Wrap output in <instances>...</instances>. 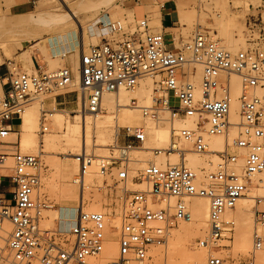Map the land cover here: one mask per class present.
<instances>
[{
  "label": "built area",
  "instance_id": "obj_1",
  "mask_svg": "<svg viewBox=\"0 0 264 264\" xmlns=\"http://www.w3.org/2000/svg\"><path fill=\"white\" fill-rule=\"evenodd\" d=\"M155 3L163 8L162 0ZM251 8L245 19L248 42L264 41V33L258 39L252 35L256 29H264V5ZM103 27L110 39L103 37L86 49L77 46V83L72 65L50 71L38 66L35 72H28L20 64L6 62L7 77L2 83L6 88H0V232L5 236H0L5 242L0 248V264H166L157 261L160 255L152 249L165 243L170 227L191 221L189 198L208 201V228L197 245L214 252L229 238L233 222L227 214L249 186L256 181L264 194V182L257 178L264 172V50L231 52L204 32L195 33L179 47V39L173 37L169 49L162 33L153 31L146 16L133 22L107 17L98 24L99 29ZM67 55L69 51L57 56L64 59ZM233 77L240 86L237 121L230 118ZM147 78L154 85L152 103L139 105L132 98L128 107L156 127L168 125L172 145L165 149L144 147L145 130L125 126L107 154L95 156L85 151L84 137L83 151L72 157L78 166L74 183L83 190L86 174L95 167L96 174L104 178L103 185L96 189L104 190L110 203L100 211L75 210L67 227L62 218L55 220L53 227H41L43 212L54 209L37 195L44 167L38 156L21 151L19 142L11 139L19 132L12 122L20 125L25 108L37 102L40 133L45 134L57 107L62 105L60 96L78 93L81 104L71 113L85 120L87 115L94 118L100 114L105 95L118 98ZM171 96L177 101L174 107L170 106ZM229 134L235 136L232 145L241 153L227 149L212 152L218 163L202 179L184 164L158 165L152 161H147L137 175H130L132 151L150 150L154 157L180 154L174 143L181 142L189 144L194 153L204 154L210 152L213 138L225 139ZM239 160L241 165L236 166ZM134 181L144 188L128 190ZM263 199L257 197L255 201L259 204ZM254 221L264 228V211H255ZM5 223L8 231L2 229ZM261 244L256 231L253 249ZM107 248L115 251L111 258L103 257ZM205 264L252 263H236L212 253Z\"/></svg>",
  "mask_w": 264,
  "mask_h": 264
},
{
  "label": "rangeland",
  "instance_id": "obj_2",
  "mask_svg": "<svg viewBox=\"0 0 264 264\" xmlns=\"http://www.w3.org/2000/svg\"><path fill=\"white\" fill-rule=\"evenodd\" d=\"M62 1L64 2V4L62 3ZM62 1L43 0L42 2L37 4L36 8L40 4H45L46 7H48L46 10H44L40 14L37 13L38 10L37 11L34 10V12L31 15L24 16L21 18L11 17L6 12L0 10V57L6 59L5 63L8 60H10L13 61L16 65L20 64L24 71L35 72L33 68L34 62L32 61V57H33L32 55L31 56L27 55V57L24 55H19V56L16 55V50L20 47V44L23 41H25V45L28 47L23 49V51L27 49L28 51H31L33 48L30 45L39 43V45L35 46L34 48L38 50L39 54H41L42 57L46 60L47 62L46 69L50 71L63 67L62 59H60L59 56L55 55L51 57V55H49L50 43L49 40H47V38L50 37L49 35L53 33H61L67 31V37L69 41H72L76 44L75 45L76 49L77 46L81 47L82 45L84 49H86L90 44L95 45L99 43L100 41L98 38L99 35L103 34L102 36L105 37L106 39L111 38V36L107 33L104 27L101 29L98 28L100 18L105 20L108 17L111 20L120 19V20H126L127 22H133L134 19H141L146 16L150 21V26L152 27L153 31H155V28L160 27V25H158L156 21L157 11H159V8L154 1H152L150 5H145L144 3H140V2L136 3L134 0H62ZM176 3L178 7L179 6L183 7L188 11V19L184 23L179 22L180 27L179 30L176 31L177 32L176 38L179 39L178 40L179 43H177V47H179L180 43H185L186 41H188L195 33L204 32L212 36L214 40H216L219 43V45L222 47L226 46L230 42L233 46L236 47V50L232 52H238L249 48L252 49L258 48L264 50V41L256 40V43L248 42L250 33L245 27L246 15L252 13L253 11L251 6L256 7L257 5H264V0H179ZM67 8L72 12L67 13ZM167 9L169 8L167 7ZM16 21L20 23H17ZM79 25L82 28H84V35L80 36V38L77 32L71 30V29H78ZM93 29L96 30V35H94V33L93 35H91L92 34L91 31H93ZM263 33H264V29L260 30V32L258 29H256L253 31L252 35L254 39H258V37L259 36L261 37ZM170 41H171L170 38L166 39L167 43ZM69 54H73V52ZM197 70L199 69L197 68ZM198 79H199V72H197V76L194 78V82L197 83ZM70 97L75 100H78L79 98L78 93H73L70 95ZM132 98L137 100L139 105H143L142 101L139 98L136 97H132ZM176 104L177 101L173 98V96H171L170 106L174 107L176 106ZM37 106L39 109V103ZM62 108L63 106L57 107L56 112H63L64 121L67 122V124L80 125L79 117L74 118L76 115L79 116L78 113L76 112L71 113L70 110H64ZM78 109L79 106L76 107L74 110L77 111ZM104 114L106 117H103ZM99 115L101 116V117L99 116V119L101 121L103 120L106 123L105 125L109 126L110 128H108V132L104 136V142L103 143L98 142L94 130V124H93L94 118L89 117V115H87L86 118L90 119L89 120L90 122H88L89 123L88 133L90 138L88 142L85 143L86 152L93 153L95 156L106 155L108 147L114 145L115 143V139H116V135H114L115 127L117 129L116 132L118 133L120 129L125 126H138L143 128L147 135V140H146L147 142L144 147H147L149 149H156L155 146L152 144L151 135L148 134V131L146 129L147 119L143 118L141 114L138 117H135L137 115L129 116V118L127 119H123L122 117L119 116L117 119L115 117L116 114L114 113L106 114L104 109L102 108V111L100 112ZM163 116L167 117L166 114H164ZM122 120L124 122L120 124V122L118 121H122ZM12 123L15 126V129L19 130L17 129L19 124L16 121ZM55 128L56 126L53 123V117H52L49 125L48 133L50 134V132L52 133L53 131L57 132V129ZM48 133H45L44 135L46 134L48 135ZM230 135L231 134H229V136L225 139L220 138L222 139V141H224L223 143L224 148L222 146L221 149L218 148L220 150H214L213 148L210 147V152L204 154L194 153L189 144L186 145V143H181V142H178V148H177L179 151H181L180 154L177 152L172 153L175 157L173 155L169 156L163 154L154 157L153 154L150 153V150L132 151L130 153L131 162L129 163V167L131 168L130 175L135 176L142 169L141 166L139 167L141 163L139 164V162H136L135 160L138 161L139 159V161H143L146 160L147 158L148 159L150 158V160L152 161L155 160L154 162H156L158 165L177 162L178 165L184 164L185 167L191 169L190 167L186 166L188 163L186 157L187 154H190V156H194L202 163L197 165L196 169L194 170L191 169L197 174V176L200 179H202L205 175L212 173L215 170L216 164L218 163L217 156L212 152L222 151L224 149H227V151L229 152L241 153V151L235 149L232 145V140L235 136L232 135L230 136ZM42 137L44 136L40 133V128L38 124V132L36 133V138L38 142L42 141L43 139ZM11 139L14 141H19L20 139L19 132H17V134L14 137L11 136ZM79 140L81 143V136H79ZM210 145H212V143ZM167 147L168 145L165 146V148ZM165 148H161V149H165ZM81 150L83 151V149L80 148L78 152L76 153L73 152L72 154L76 155L79 152H81ZM25 152L36 155L40 159V162L44 167V169L41 173L40 187L37 191V195L40 200L46 201L47 203H49L54 207V209L43 212L44 220L40 222L41 227L43 228L53 227L55 225V220H58L54 215L55 210L62 209V206L65 208H69V207L74 208L76 211H80L81 209L83 211H88L86 209H88L92 205L93 206L99 205L101 210H104L106 207H108L110 203L109 196L105 195L104 190L100 191L99 189H96V187H101L103 185L104 178L96 174L95 167H92L90 172H88L89 175H87L88 176L87 178L89 177L90 178L89 180L87 179L85 180V187L83 190L81 189L79 184L74 183L78 171L72 173L71 178L68 180V185H67V188L70 189V192L72 194L70 196H62L58 193V190H61L63 186L60 184L58 180L59 178L58 176L57 177L53 176L52 178L54 179L51 178V176L54 174L55 171L52 168V166H50V164L52 163L54 165L61 164L64 167L67 166L68 168H71L70 166L72 162L69 159H67L69 153L65 154L59 148L54 152L49 151V153H44L41 149L39 150L37 149L34 152H30V151H25ZM74 155H72V157ZM174 160L175 162H173ZM9 162L10 160L8 159V163ZM204 164H206V166ZM238 165L239 162L237 163L236 166ZM257 178L261 179V175L258 176ZM258 179L255 178V180ZM52 183L54 185H52ZM4 185H7V183L5 182ZM52 186L54 187L53 191H51ZM260 187L261 185L256 183L255 181V183H252L249 186V190L244 196L246 198H249L250 196V198L247 201L248 203L247 208L249 207L250 209H247V213H248V218L252 223L251 229H246L242 225L236 228L237 224L234 216L235 215L234 212L236 213V211H231L229 216L233 222V226L229 238L221 243L224 246L223 248L214 250V252H210L208 249H203L198 247L197 243L200 239H203L202 237L192 235L193 227L195 224L194 219H191V221L187 223L179 222L178 224L169 228L170 231H168L166 234L165 243L161 247H154L152 249L154 253L160 255V257L157 258V261L164 262L166 264H193L188 257L189 255L203 256L202 259L206 261V259L210 254L216 253L217 255L228 257L233 261H235L236 263L251 262L252 264H264V228L257 227L254 221L255 211L257 210L264 211V199L259 204L255 201V198L257 197H264V194L260 189ZM143 188H144L143 185H140L136 181L129 183L128 186V190L130 191L140 190ZM257 192L259 193L261 192V193L259 194ZM116 194L118 196L122 195V197H124V193L118 192ZM249 213L252 215L250 216ZM182 224L186 226L185 231H181L178 228L179 225ZM256 231L261 237L262 244L259 249L254 250L253 235L254 232ZM170 232H172V236ZM205 234H206V230L202 231L200 236L204 237ZM174 235H176V237ZM4 245L5 242L0 241V248L4 247ZM170 251L172 252L173 255L175 254L176 262L168 258L166 253ZM114 253H115L114 250L106 249L103 257L111 258L114 255ZM181 255L186 256V258H184L183 260L181 258Z\"/></svg>",
  "mask_w": 264,
  "mask_h": 264
},
{
  "label": "bare ground",
  "instance_id": "obj_3",
  "mask_svg": "<svg viewBox=\"0 0 264 264\" xmlns=\"http://www.w3.org/2000/svg\"><path fill=\"white\" fill-rule=\"evenodd\" d=\"M178 16H179V22L184 23L188 19V11L186 9H183V8L179 9L178 10ZM156 21H157V24L160 25L158 14L156 16ZM77 23H78V21H77ZM71 30L77 32L79 38H80V36L84 35V28H82L80 25L78 26V29H71ZM91 35H93V33ZM48 40L50 41V43L52 45L56 43L60 47V49H59L60 51L57 52L58 54L65 53V52L73 49L76 45L74 42L69 41V39L67 37V31L56 36V37L48 38ZM224 48L228 51H231V52L236 50V47L233 46L230 42L226 46H224ZM69 57H70V59H72V68H73L75 78H76L75 83H77L78 82V73H77L78 72L77 71L78 54H77V49H75V53L69 55ZM153 87H154L153 82L147 78L144 80V82L139 87H137L133 91L121 92L119 94L118 98H114L110 95H105L102 99V108L104 109L106 114H111V113L116 114L115 117L117 119L119 116L122 117L123 119H127V118H129V116H133V115H137L135 117H138L140 115L139 111L131 110L128 107L129 100L132 97H136L142 101L143 105H145V106L150 105L152 103V89H153ZM230 94H231V98H232L230 118L232 121H237L238 120L237 119V111H236L237 110V98L240 94V86L238 83V79L236 77H233L231 80ZM80 104H81V98L79 97L78 98V105H80ZM37 105H38L37 102L31 103L30 105H28L25 108L24 113L22 114V117H21L22 123L17 128V129H19L18 131H19V135H20V139L18 141L20 144V150L24 151V152L25 151L34 152L37 149L38 150L41 149L44 153H49V151L54 152V151L58 150V148H59L65 154L69 153L67 159H69L72 162V164L70 166L71 168H68L67 166L64 167L61 164L54 165L53 163L50 164V166H52V168L54 169L55 172H58V173L54 172V174L51 176V178L53 176L54 177L58 176L59 177L58 180H59L60 184L63 186V188L61 190H58V193L62 196H70L72 193L70 192V189L67 188L68 180L71 178L72 173H75L78 171V166H77L76 162L73 160V158H71L72 155H74L72 153L78 152L80 150V148L83 149V141H84L83 138L84 137H85V143L88 142V140L90 138L89 133H88L89 132V130H88L89 129V127H88L89 123L88 122H90L89 121L90 119L85 118V120H84L83 117L76 115L74 118L79 117L80 125H78V124H67V122L64 121L63 112H56L53 115V123L56 126L55 129H57V132L53 131L52 133L50 132V134L47 132L48 135L42 134L44 137H42L43 139L41 142H38V140L36 138V133L38 132V106ZM101 115H103V114H101ZM99 116L100 115L94 116V120L93 119L92 120L94 121L93 124H94V130H95V133L97 136V140H98V142L103 143L104 142V136L108 132V128H110V127L106 126L105 125L106 123L103 120L101 121L99 119ZM103 117H106L105 114ZM103 119H105V118H103ZM146 121H147L146 122L147 123L146 129L148 131V134L151 135L152 144L155 146V148L161 149V148H165L166 145H169V144L172 145V141H171L172 132H171V128L168 125L156 127L150 119H147ZM118 122H120V124H122L124 121L122 120V121H118ZM113 124H114V122H113ZM177 127H178V125H175V128H177ZM116 130L117 129L115 127L114 135H116V133H117ZM15 135L16 134L14 133L11 136L14 137ZM79 136H81V143L79 140ZM231 140H232V137H231ZM211 143H212V145H210V147L213 148L214 150H220L222 148V146L224 148V145H223L224 141H222V139H220V138H213ZM174 148H176V149L178 148V143H174ZM218 148H220V149H218ZM40 153H41V151H40ZM170 155L172 156L173 154L171 153ZM186 159L188 162L186 166L190 167L193 170L196 169L197 165L202 164L197 158H195L194 156H190V154H187ZM135 161H137V160H135ZM147 161H152V160H150V158L149 159L147 158L146 160H144L143 163L139 162V164L141 163L139 165V167L140 166L142 167ZM154 161H152V162H154ZM173 162H175V160ZM154 163H156V162H154ZM169 164L170 165H177L178 163L177 162L176 163L171 162ZM204 165L206 166V164H204ZM239 165H241V160H239ZM87 175H89V174L88 173L86 174L85 180L86 179L89 180V178H90V177L87 178L88 177ZM52 179H54V178H52ZM75 181L76 180H74V182ZM261 181H264V172L261 175ZM52 185H54V184L52 183ZM48 186H49V184H48ZM135 186H137V185H135ZM53 189H54V187L52 186L51 191H53ZM257 193H259V192H257ZM249 198H250V196H249ZM249 198L242 197L236 203V206L233 210V211H236V213L234 212L235 215L233 214L235 216V219H236V224H237V225L235 224L236 228L239 227L240 225H242L246 229H251L252 223H251L250 219L248 218V213H247V209H250L249 207L247 208V206H248L247 201ZM251 198H252V196H251ZM186 201L189 205V208H191L190 210L192 211L191 219H194V223H195L194 227H193V231L192 230H190V231H192L193 236H199V237L203 238V236H200V235H201L202 231H205L208 228V223H207L208 222V201L205 198H189ZM171 203H172V200L170 201V204ZM86 210H88V211H100L101 209H100L99 205H95V206L92 205L91 207H89ZM74 213H75L74 208H70V207L65 208L62 206V209L55 210L54 215L58 220L60 218H62L64 221L65 227H67L71 224V222H72L71 218L73 217ZM249 215L251 216L252 214L249 213ZM227 216H229V213L227 214ZM49 222H50V220H49ZM7 225H8L7 223L3 224L2 229H6L8 231L9 226H7ZM178 228L181 231H185L186 226L184 224H182V225H179ZM168 231H170V230H168ZM170 233L172 236V232H170ZM0 236H3L2 232H0ZM174 236L176 237V235H174ZM0 241L3 242L2 239ZM107 249L110 250V248H107ZM111 250H113V249H111ZM166 254H167L168 258H170V259H172V261L176 262L175 254L173 255L171 251L167 252ZM188 257L192 261L193 264H205V261L202 259L203 256H200V255L199 256H196V255L190 256L189 255ZM181 258L184 260V258H186V256L181 255Z\"/></svg>",
  "mask_w": 264,
  "mask_h": 264
},
{
  "label": "crops",
  "instance_id": "obj_4",
  "mask_svg": "<svg viewBox=\"0 0 264 264\" xmlns=\"http://www.w3.org/2000/svg\"><path fill=\"white\" fill-rule=\"evenodd\" d=\"M42 1L43 0H0V10L6 12L9 16L14 17V18H21L24 16H29L34 12V10H36V11L38 10L37 13L40 14L48 8V7H46L45 4H40L36 8L37 4L42 2ZM134 1L136 3L140 2V3H144L145 5H150V3L152 1L155 2L156 0H134ZM162 1H163V8L159 9V11H157L160 27L155 28V30L162 33L164 43L166 44V46L169 49H171L172 48V42L170 41L167 43L166 39L167 38L172 39L173 37H176V33H177L176 31L179 30V27H180L179 26L180 24H179L178 10L182 9L183 7H180V6L178 7L177 3L170 2L169 0H162ZM62 3L64 4L63 1H62ZM167 7L169 9H167ZM71 12L72 11H70L67 8V13H71ZM100 20H102V19L100 18L99 22H100ZM17 23H20V22H17ZM91 32L94 33V35H96L95 29H93V31H91ZM62 33H64V32L50 34L49 35L50 37H48V38L56 37ZM102 35L98 36L100 41L103 38ZM48 38H47V40H48ZM28 43H30V42H28ZM49 43H50V41H49ZM37 45H39V43L30 45L33 48L31 51H28V49L23 51V49L28 47L25 45V41H23L20 44V47L16 50L17 56H19V55H24L26 57H27V55L33 56L32 61L34 62V67H33L34 70L37 69L38 66L45 67L47 65L46 60L42 57L41 54H39V51L34 48ZM49 49H50L49 55H51V57L58 55L57 52L60 51L59 50L60 47L56 43L53 45L50 43ZM45 52H46V50H45ZM72 52H73L72 49L69 50V53H72ZM69 55H71V54H69ZM0 59H1V61H0V88L2 91H4V89L6 88V85H4L2 83H3V80L7 77V69H6V63H5L6 59L3 57H0ZM62 65L63 66L72 65V59H70V57L67 56L66 58L62 59ZM71 94L72 93L64 94L58 98V102H60L62 104L61 106H63L62 109L73 111L76 107L79 106L78 101H76L75 99L70 97Z\"/></svg>",
  "mask_w": 264,
  "mask_h": 264
}]
</instances>
